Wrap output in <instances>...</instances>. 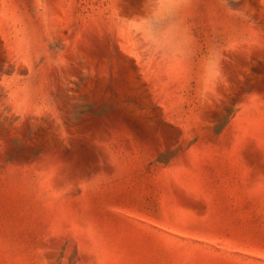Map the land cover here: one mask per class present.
<instances>
[{
	"label": "rangeland",
	"instance_id": "rangeland-1",
	"mask_svg": "<svg viewBox=\"0 0 264 264\" xmlns=\"http://www.w3.org/2000/svg\"><path fill=\"white\" fill-rule=\"evenodd\" d=\"M0 264H264V0H0Z\"/></svg>",
	"mask_w": 264,
	"mask_h": 264
}]
</instances>
